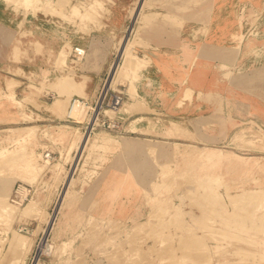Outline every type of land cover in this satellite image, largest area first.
Wrapping results in <instances>:
<instances>
[{"label": "rangeland", "instance_id": "374dc122", "mask_svg": "<svg viewBox=\"0 0 264 264\" xmlns=\"http://www.w3.org/2000/svg\"><path fill=\"white\" fill-rule=\"evenodd\" d=\"M0 1L15 12L23 9L34 18L42 15L54 27L57 39L62 40L60 47L47 57L53 74L42 71L23 78L19 94L11 97L13 114L0 127V197L4 196L7 206L16 213L7 216L9 219L0 214V264H26L36 234L44 231L54 210L59 214L49 231L52 251L48 258L39 260L40 264H264V140L254 134L260 128L256 122L250 118L239 119L226 139L212 145L197 144L189 141L192 138L187 133V136L164 135L165 132L157 134L140 127L142 124L146 127L148 122L153 129L158 121L147 116L151 112L139 100L141 104L135 105L122 120L121 132L95 129L98 135H88L90 138L80 149L90 107L84 98L83 84L74 78L80 62L69 60L71 45L58 58L63 44L68 42L64 39L67 36L64 28L70 35L94 43L90 32L101 31L112 11L106 8L105 0H32V4L38 2L33 6ZM207 2L135 0L128 6L127 21L134 24L129 34L130 27L125 35L113 41L119 40L114 48V61L121 70L112 81L111 89L124 91L130 82L137 83L143 72L141 67L151 62L141 51L149 44L141 39L168 35L169 24L174 34L186 11L195 15ZM110 3L113 4L111 0ZM49 7L56 15L45 13ZM79 13L82 21H88V33L75 32L77 25L73 19L79 23ZM254 15L251 12L241 17L248 29L256 19ZM127 36H132L128 40L132 44L122 58L116 47ZM240 39L241 36L236 37L237 41ZM38 43L33 40L34 48ZM86 62L89 64V59ZM128 65L133 70L126 73L123 68ZM39 98L45 102L43 107L37 103ZM71 99L75 100L72 105L77 101L87 104L88 107L82 104L81 115L73 114L74 107L70 110ZM62 106L68 112L61 113ZM41 109L50 115L49 120L38 115ZM121 114L120 111L115 117L120 119ZM150 116L156 117V114ZM136 118L142 119L135 130L126 132L128 122ZM120 136L131 138L127 140L129 149L113 147L112 144H118L113 138ZM45 149L52 152L53 159L49 162L41 158ZM183 149L194 154L178 155ZM18 160L22 161L20 165L10 167ZM55 173L59 176L55 177ZM19 183L39 188L38 194L42 192L41 197L37 193L33 197L40 203L29 214H24L23 207H11L8 203L13 186ZM122 196L129 209L143 211L141 221L125 224L100 215V202H119ZM18 223L33 224L35 229L31 235L18 233L17 228L21 227ZM69 224L74 228L61 235ZM14 232L31 237L33 243L28 252L11 246ZM184 237L192 241L194 247L190 250L183 247ZM177 244L180 247L176 250Z\"/></svg>", "mask_w": 264, "mask_h": 264}, {"label": "crops", "instance_id": "0c3cea01", "mask_svg": "<svg viewBox=\"0 0 264 264\" xmlns=\"http://www.w3.org/2000/svg\"><path fill=\"white\" fill-rule=\"evenodd\" d=\"M105 1L106 8L112 12L110 18L104 21L101 31L90 32L93 34L94 43L84 37L70 35L64 28L67 35L64 39L70 44L65 42L58 54L59 58L70 45L79 44L85 48L86 56L75 70L78 75L74 78L76 81L79 80L81 86L83 84L84 98L86 97L89 104L93 102L109 72L111 73L116 56L114 48L119 41L114 43L115 37L125 35L130 27L127 30L129 34L134 24L127 21L126 9L135 0H111L113 4L110 0ZM38 2L32 4V0H9L8 3L33 6ZM80 2L82 5L83 1ZM84 4L88 5L89 2L84 1ZM25 12L23 9L15 12L12 7H7L0 1V127L5 126L3 121L13 114L11 97L19 94V87L24 84L23 78L42 71L53 74L47 57L62 43L53 32L54 27L47 24L48 21H44L42 15L34 18L30 12L26 14ZM251 12L255 14L256 19L251 25L252 28L248 29L246 20L243 21L241 17ZM45 13L56 15L52 7L45 8ZM114 14L117 17L116 21L113 18ZM79 21L76 23L73 19L77 25L75 32L88 33V21H82V15ZM167 32L168 35L165 36L155 35L153 38L141 39L149 44L147 49L141 51L151 59V62L146 67H141L143 72L139 81L130 82L122 91L126 95L124 102L127 105L131 103L125 119L135 104H141L139 100H142L147 110L151 112L147 113V116L158 122L153 129L147 125L148 122L145 124L146 127L143 124L140 127L151 129L153 133L165 132L164 135L177 136L188 134L192 138L190 142L212 145L226 139L231 127L235 126L239 119L245 118L252 119L264 132V0H209V3L207 2L195 15L186 11L184 20L180 21V27L174 34L170 31V24ZM237 36H241L240 41L236 40ZM127 38L130 40L132 36ZM34 39L39 42L35 48L32 45ZM154 51L158 53L154 54ZM88 59L89 64L86 62ZM82 68L87 70L82 71ZM15 83L18 85L13 87ZM51 94L56 96L54 92ZM41 98L37 103L43 107L45 102ZM37 113L45 119L50 118L43 109ZM151 114H156V117L150 116ZM141 119L129 121L126 132H133L131 130H135ZM167 126L169 127L165 129ZM260 128H256L257 133L254 134L264 140ZM116 139L119 145L112 144L114 148L126 150L130 148L127 140L131 138L120 136ZM172 144L184 145V148L188 149L194 148L186 143ZM178 152L180 156L194 154L193 151L185 149ZM36 193L37 190L34 197L38 194ZM41 193L39 192V197L42 196ZM32 201L40 203L33 198ZM100 204H102L100 215L104 218L116 219L125 224L139 222L144 218L141 209L131 210L124 205L123 196L119 202L103 201ZM45 209H49V205ZM55 212L57 211L50 213L55 215L54 219L57 221L59 213ZM16 225H25L28 235L35 229L32 227L33 224ZM73 228L74 226L69 224L61 235L71 232ZM39 233L36 234L34 241ZM179 247L177 244L176 250ZM183 247L186 250L194 247L191 239L187 240L184 237ZM153 249L156 250L155 247Z\"/></svg>", "mask_w": 264, "mask_h": 264}, {"label": "built area", "instance_id": "2783aa9c", "mask_svg": "<svg viewBox=\"0 0 264 264\" xmlns=\"http://www.w3.org/2000/svg\"><path fill=\"white\" fill-rule=\"evenodd\" d=\"M85 48L80 45H71L69 60L72 62L79 61L81 62L85 56ZM107 78L103 82V85L97 92L93 102L91 104L88 103L89 109L87 111L85 128H83V133L85 134L88 130L87 135L91 132L89 130L92 128L101 129L107 131L109 133H119L122 131L123 122L121 119L115 117V114L118 112L120 107L123 104L124 94L122 91L115 89L111 90L105 86ZM74 99H78L74 97ZM71 99L69 108L75 101ZM87 103V102H86ZM105 111H109L110 113L107 115ZM69 122V121H67ZM41 158L43 161L49 162L53 159L52 152L45 149L42 152ZM39 189V188H38ZM37 188L32 187L26 184H16L13 186L12 192L8 197V203L12 207H20L28 200L32 199L35 195ZM47 228V224L44 225L43 232H40L34 241V245L31 253L28 255L26 264H34L35 261H39L42 257H49L50 254H44L42 249H46V247L51 246L50 244V235L49 230L45 234ZM18 233L28 234L26 227L23 225L17 228ZM50 251V249H49Z\"/></svg>", "mask_w": 264, "mask_h": 264}, {"label": "bare ground", "instance_id": "6f19581e", "mask_svg": "<svg viewBox=\"0 0 264 264\" xmlns=\"http://www.w3.org/2000/svg\"><path fill=\"white\" fill-rule=\"evenodd\" d=\"M141 4V3H140ZM141 7V6H140ZM144 7V6H143ZM142 10V9H141ZM139 11V10H138ZM132 44V42L131 41H128V38L126 37L123 41H120L119 43H118V45H117V47H116V51H118V49H119V56L121 57V56H123L124 54H125V52H127V51H129L128 50V48L130 47V45ZM131 48V47H130ZM38 49H40V48H38ZM131 50V49H130ZM63 53H61V55H62ZM60 55V56H61ZM85 56H86V52H85ZM85 56H84V58H85ZM83 58V59H84ZM76 62H79V61H76ZM75 62V63H76ZM114 63H115V61H114ZM113 63V64H114ZM112 64V65H113ZM131 66V65H130ZM129 65L128 66H125L124 68H123V71H125L126 73L128 72V71H130V70H132V67H130ZM70 68V67H69ZM119 70H121L120 69V66L118 65V63H115V65H113V67H112V69H111V72H112V74L109 72V76H108V78H107V80H106V83H105V86L106 87H108L109 89H111V85H112V81L115 79V76H116V74L119 72ZM110 74H111V76H110ZM119 75V74H118ZM121 75V74H120ZM121 77V76H120ZM65 79V78H64ZM61 81H63V80H61ZM71 86H74L73 84H71ZM62 87V86H61ZM79 89V88H78ZM112 90V89H111ZM71 91H73V90H70V92ZM67 94V93H66ZM79 94V93H78ZM134 96V95H133ZM66 97V96H65ZM70 97V96H69ZM86 98V97H85ZM130 98V97H129ZM70 99V98H69ZM86 100V99H85ZM131 100V99H130ZM131 101H133V100H131ZM56 102V101H55ZM128 103V102H127ZM136 103H138V102H136ZM63 104V103H62ZM65 104V103H64ZM82 104H84V106L86 107L87 106V104H85V103H83V102H80V101H77L76 102V104L74 103V105H72L71 106V108H70V110H72V107H74L73 108V110H74V112H73V114L74 115H81V113H82V111H83V105ZM131 104V103H130ZM130 104H126V102H123V104H122V106L120 107V109L118 110V112L115 114V116H117V114L118 113H120V111L122 112V114H121V120H124L125 119V116L126 115H128L127 113H128V106H130ZM135 105H137V104H135ZM88 107V106H87ZM133 107V106H132ZM133 109V108H132ZM60 110V112L61 113H66V112H68L67 111V109H66V107H63L62 106V108H60L59 109ZM69 110V109H68ZM105 113L108 115L110 112L109 111H105ZM67 116V115H66ZM235 123V122H234ZM236 125V124H235ZM85 128V127H84ZM95 128H91L90 130H89V132H91L90 134H92V135H95L96 133H95ZM87 133H88V130H87V132L85 133V134H83V138H84V142H82V145H80V146H82V147H80V149H83V145L85 144V142L87 141V139H89L90 138V136H88L87 135ZM89 134V135H90ZM96 135H98V134H96ZM102 136V135H101ZM102 138V137H101ZM113 139H116V138H113ZM120 139V138H119ZM117 140V139H116ZM186 147V146H185ZM147 149H149V148H147ZM76 154L78 155L79 153H80V150L79 149H77L76 151ZM181 152V151H180ZM151 154V153H150ZM21 164L22 163V161L21 160H18V161H16V162H14V163H12V164H10V167L11 166H17V164ZM19 164V165H20ZM75 165V164H74ZM59 176V174L58 173H55V177H58ZM69 179H71L70 177L68 178V185L67 186H69ZM5 184V183H4ZM65 188H66V185H65ZM68 188V187H67ZM7 190V189H6ZM6 194V193H5ZM64 197H65V194L60 198V197H58V198H60L62 201H63V199H64ZM5 197L3 196V197H0V214L4 217V216H12V215H14V214H16L15 212H13L10 208H9V206H7V204H6V202H5ZM32 201V199H30L29 201H28V203L24 206V204L23 205H21L20 207H23V209L22 210H24V214H29L30 212H32L33 210H35L36 209V207H37V204L36 203H34L33 201ZM12 207V206H11ZM42 214V213H41ZM40 214V215H41ZM54 217H55V215H50L48 218V221H47V224H48V230L50 231L51 229H53V227H54V224H55V219H54ZM8 218V217H7ZM9 219V218H8ZM46 220V219H45ZM31 238V237H30ZM30 238L29 237H24V236H21V235H17V232H14L13 233V236L10 238V244H11V246H13L14 247V249H19V250H23V249H27V252H28V250L30 249V247H31V245H32V240H30ZM12 248V247H11ZM42 249V252L44 253V254H50L51 253V251H52V246H47L46 247V249H43V248H41ZM49 249H50V251H49ZM22 254V253H21ZM26 257V256H25ZM23 259H25L24 257H22ZM22 263H24V261H22ZM35 264H40V261H36L35 262Z\"/></svg>", "mask_w": 264, "mask_h": 264}]
</instances>
